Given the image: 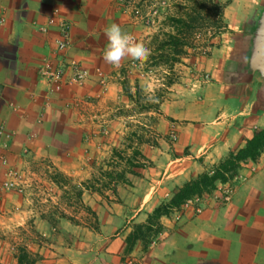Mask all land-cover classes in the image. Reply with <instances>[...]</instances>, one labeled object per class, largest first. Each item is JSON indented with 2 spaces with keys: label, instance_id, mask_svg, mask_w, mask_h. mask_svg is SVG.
<instances>
[{
  "label": "crops",
  "instance_id": "1",
  "mask_svg": "<svg viewBox=\"0 0 264 264\" xmlns=\"http://www.w3.org/2000/svg\"><path fill=\"white\" fill-rule=\"evenodd\" d=\"M214 1L224 5L225 30L209 56L187 59L161 104L163 136L145 148L151 166L115 190L82 187L86 213L75 208L74 215L43 204L56 197L37 183L52 181V173L89 182L130 143L123 82L135 86L130 74L141 71L131 59L118 68L104 62V30L116 23L139 42L147 30L121 0H0V264H20L21 256L22 264H123L129 257L135 264H264V154L242 165L228 201L220 184L161 216L146 249L140 241L129 246L136 226H146L174 189L213 172L264 129V80L247 69L251 23L264 0ZM62 22L70 44L59 51ZM61 55L87 71L83 82L68 67L59 84L43 75ZM12 171L24 193L2 187Z\"/></svg>",
  "mask_w": 264,
  "mask_h": 264
},
{
  "label": "rangeland",
  "instance_id": "2",
  "mask_svg": "<svg viewBox=\"0 0 264 264\" xmlns=\"http://www.w3.org/2000/svg\"><path fill=\"white\" fill-rule=\"evenodd\" d=\"M198 2V0H121L125 10L135 15L146 28L147 32L144 33L145 36L142 38L141 43L151 50V55L146 62H133V67L141 71V73L136 71L130 74L132 78L137 76L135 86L127 83L129 79L123 82V89L129 102L127 103L128 107L125 105L126 103L121 105L122 113L129 114L132 117L124 124L129 128L127 141H130V143L125 144V147L119 151L114 150L105 165L94 167V169L96 168L95 175L89 182L76 184L58 173L50 175L52 181L38 182V190L50 197H56L49 198L48 201L43 203L51 210L56 211L61 206L69 214H74L75 208L78 209V213H86L85 206L81 208L79 201L82 187L98 192L106 189L115 190L119 183H126L128 175H136V172L138 173L140 169L143 170L145 166L148 168L151 166L150 152L147 155L145 148L147 147L146 150L148 151L153 150L151 147L159 145V139L163 136L159 125L162 115L161 104L169 98L172 85L181 82L184 66L188 62L187 59H191V62H193L194 59L209 56L213 48L218 45L217 37H212L215 32L212 24L218 20V16L212 8L207 7L206 10L201 12L202 19L194 25L191 31L184 29L183 36L188 38L189 45L183 49L184 53L179 56L178 62L171 60V57L160 58L161 53L156 51L161 44L168 42L169 37L179 35L174 20L180 16L189 20V15H195L192 9ZM136 10L138 13H135ZM215 34L217 35V33ZM137 41L139 42V40ZM164 54L170 56L171 51L167 49ZM164 139L170 141L168 135H164ZM175 140L176 138H171L170 147H172V142H175ZM135 143H137L136 146ZM139 144H141V150ZM262 154H264V150ZM112 160L114 161L112 162ZM240 170L237 177L234 176L228 183L222 185L225 186L221 189L222 191L227 190L229 187L234 189L235 182L240 176ZM218 185L220 183L217 184V188ZM213 194L214 191L210 195L193 197L188 201L206 199ZM80 208L83 210L80 211ZM152 224L154 226L151 232H148L146 228L142 231L147 235V238L155 239L159 228L156 220H153Z\"/></svg>",
  "mask_w": 264,
  "mask_h": 264
},
{
  "label": "trees",
  "instance_id": "3",
  "mask_svg": "<svg viewBox=\"0 0 264 264\" xmlns=\"http://www.w3.org/2000/svg\"><path fill=\"white\" fill-rule=\"evenodd\" d=\"M199 2L192 9L194 16L189 15L188 19L182 16L174 20L176 23L175 28L179 31L178 36L169 37L167 43L161 44V46L156 50L161 53L160 58L171 57V60L178 62L179 56L184 53L183 49L189 45V40L184 37V29L192 30L194 25L198 23L201 18V12L206 10L207 7L212 8L215 14L218 16V20L212 24L215 32L212 37H218L222 31L225 30L223 25V9L224 5L215 3L214 0H198ZM217 33V35L215 34ZM216 35V36H215ZM173 47V48H172ZM169 49L171 55L167 56L164 52ZM181 49V50H180ZM264 150V129L256 132L250 140L246 141L243 148L231 151L229 156L220 162L214 169L212 174L205 172L199 175L197 178L187 182L182 187L174 189L172 192V197L170 200L162 204L155 212L149 216L146 226H136L134 234L129 238L130 250L137 241L142 242L144 249L148 247L151 243L150 238L142 231V229H147L148 232L152 231L153 220L157 221V227L159 230L161 226L159 224V219L163 215L169 214L173 209L180 208L186 201L192 199L193 197H202L203 195H210L211 192L217 189V184H226L234 176L237 177L238 171L241 166L249 161L255 162L259 159ZM157 230L156 233L160 232ZM24 257H20V264L23 263Z\"/></svg>",
  "mask_w": 264,
  "mask_h": 264
},
{
  "label": "built area",
  "instance_id": "4",
  "mask_svg": "<svg viewBox=\"0 0 264 264\" xmlns=\"http://www.w3.org/2000/svg\"><path fill=\"white\" fill-rule=\"evenodd\" d=\"M135 13H138L136 10ZM54 22V19H51V23ZM62 31V40L58 42V50L62 51L68 47L70 44V31H69V24L66 22H62L61 25ZM71 68L73 70L74 78L78 82H83L86 79L87 71L80 65V63L76 62L75 60H70L66 62V58L60 56L59 63L56 67L47 64L43 69L42 73L45 75L49 82L54 84H59L63 76L65 74V68ZM1 98V93H0ZM175 135H172V139H175ZM2 187L7 190H13L17 192H24V184L22 182V178L18 172H10L8 175L7 180L2 184ZM233 189L230 187L224 191L223 200L226 202L229 200L230 195L232 194ZM123 264H135V260L132 257L127 258Z\"/></svg>",
  "mask_w": 264,
  "mask_h": 264
},
{
  "label": "clouds",
  "instance_id": "5",
  "mask_svg": "<svg viewBox=\"0 0 264 264\" xmlns=\"http://www.w3.org/2000/svg\"><path fill=\"white\" fill-rule=\"evenodd\" d=\"M104 35L107 43L103 52V60L106 64L118 68L126 59L144 63L151 55L150 49L138 42L134 35L122 30L116 23L106 27Z\"/></svg>",
  "mask_w": 264,
  "mask_h": 264
},
{
  "label": "water",
  "instance_id": "6",
  "mask_svg": "<svg viewBox=\"0 0 264 264\" xmlns=\"http://www.w3.org/2000/svg\"><path fill=\"white\" fill-rule=\"evenodd\" d=\"M247 69L264 80V2L252 19Z\"/></svg>",
  "mask_w": 264,
  "mask_h": 264
}]
</instances>
